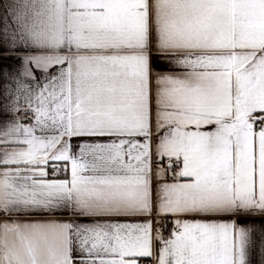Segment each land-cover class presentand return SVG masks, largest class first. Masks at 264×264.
Returning a JSON list of instances; mask_svg holds the SVG:
<instances>
[{"label":"snow or ice","instance_id":"snow-or-ice-1","mask_svg":"<svg viewBox=\"0 0 264 264\" xmlns=\"http://www.w3.org/2000/svg\"><path fill=\"white\" fill-rule=\"evenodd\" d=\"M0 264H264V0H0Z\"/></svg>","mask_w":264,"mask_h":264}]
</instances>
